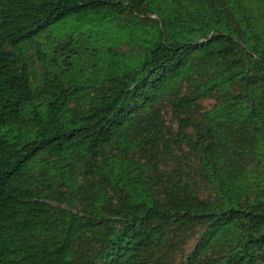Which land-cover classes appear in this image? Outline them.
I'll return each instance as SVG.
<instances>
[{"label":"trees","instance_id":"obj_1","mask_svg":"<svg viewBox=\"0 0 264 264\" xmlns=\"http://www.w3.org/2000/svg\"><path fill=\"white\" fill-rule=\"evenodd\" d=\"M0 264H264V0H0Z\"/></svg>","mask_w":264,"mask_h":264}]
</instances>
